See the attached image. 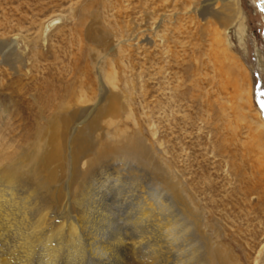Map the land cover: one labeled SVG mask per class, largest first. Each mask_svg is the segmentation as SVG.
I'll return each mask as SVG.
<instances>
[{
	"label": "rangeland",
	"instance_id": "obj_1",
	"mask_svg": "<svg viewBox=\"0 0 264 264\" xmlns=\"http://www.w3.org/2000/svg\"><path fill=\"white\" fill-rule=\"evenodd\" d=\"M257 1L238 0L225 30L209 14L222 12V0H0V166L38 142L58 105L82 92L96 100L113 72L126 112L110 131H138L218 224L219 249L233 264H254L264 244ZM92 21L112 38L115 57L87 41ZM144 180L134 181L142 184L135 194L153 191ZM257 259L264 264V249Z\"/></svg>",
	"mask_w": 264,
	"mask_h": 264
},
{
	"label": "bare ground",
	"instance_id": "obj_2",
	"mask_svg": "<svg viewBox=\"0 0 264 264\" xmlns=\"http://www.w3.org/2000/svg\"><path fill=\"white\" fill-rule=\"evenodd\" d=\"M237 2L222 0V12L209 14L226 30ZM95 24L87 41L115 57L112 38ZM103 79L110 87L101 83L96 100L81 91L58 105L38 142L0 166V264H233L215 242L218 224L194 207L181 176L138 131H110L126 109L115 74ZM142 177L153 191L135 194Z\"/></svg>",
	"mask_w": 264,
	"mask_h": 264
},
{
	"label": "water",
	"instance_id": "obj_3",
	"mask_svg": "<svg viewBox=\"0 0 264 264\" xmlns=\"http://www.w3.org/2000/svg\"><path fill=\"white\" fill-rule=\"evenodd\" d=\"M257 5H258V7H260L261 11L264 12V8L261 7L259 4H257ZM261 35H262V37L264 38V26H263V28H262V30H261Z\"/></svg>",
	"mask_w": 264,
	"mask_h": 264
}]
</instances>
